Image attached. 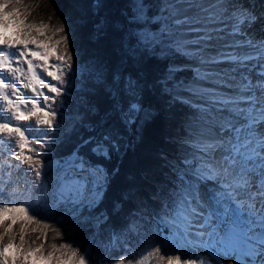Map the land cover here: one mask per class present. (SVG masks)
I'll use <instances>...</instances> for the list:
<instances>
[{
  "label": "snow or ice",
  "instance_id": "snow-or-ice-1",
  "mask_svg": "<svg viewBox=\"0 0 264 264\" xmlns=\"http://www.w3.org/2000/svg\"><path fill=\"white\" fill-rule=\"evenodd\" d=\"M22 3L23 0H0V104L12 112V119L17 122L15 126L0 122V133H6L9 138L13 132L19 134L14 158L21 165H28L35 175L33 187L39 189L37 204L43 219L34 216L24 204L0 200V264H30L29 257L47 264H89L88 256L68 243L51 244L53 251L47 254L42 251L43 244L37 248L25 247L26 227L41 224L45 238L48 229L59 237L62 233L47 224V219H55L58 214L64 221L79 222L84 219V211L91 212L97 204L106 187L107 174L90 156L107 158L110 151L118 150L120 131L137 125L142 117L151 114L145 104L150 81L138 65L144 53L157 47L198 58L201 65L227 63L231 67L230 73L217 77L225 81L221 86L228 89L227 94L217 91L203 94V103L195 106L196 122L189 126L184 141L190 151L177 164L168 162L165 157L174 179L154 217L158 231L163 225L170 229L171 235L163 236L160 244L165 251H179L177 244L191 246L190 237H194L197 246L203 245L216 264H222L224 258L231 259L233 264H264V39L257 42L248 31L257 24L264 28V15L257 14L251 6L228 4L225 0H209L208 3L169 0L164 6L165 19L157 22L159 27L145 30L153 17L146 18L144 5L135 3L132 19L138 30L128 34L127 43L121 36L120 64L109 67L93 63L86 69L93 87L102 90L108 98V108L99 115L96 105L89 101L83 113L72 116L65 133L68 138L80 128H86L89 135L80 138L66 160L58 162L55 168L49 165L45 179L44 163L35 145L40 148L46 145L29 139L18 122L35 116L38 125L55 127L57 113L51 104L63 94V88L58 85L65 84V75L73 71V57L67 35L54 43L31 37L30 32L22 33L24 39L13 40L7 36L10 26L24 25L40 35L49 28L48 24H25L27 16L20 10ZM105 27L104 20H97V35L103 33ZM65 32L66 28L61 25L53 30V36ZM224 36L240 37L243 43L225 41L217 47ZM61 43L65 46L63 53L57 48ZM80 71L78 64L73 71L74 80ZM4 72L21 87L8 83ZM41 72L55 83L48 82ZM28 88L33 97H43V107L38 99L23 96L22 89ZM45 89L52 95L45 94ZM26 146L28 153L24 151ZM81 148L86 151L82 153ZM209 182L211 187L201 191ZM120 207L119 203L114 204L113 211L119 212ZM101 220H107V216L97 217V223ZM18 223L19 231L14 232ZM194 227L202 231H191ZM131 230L124 225L114 231L109 244L118 242L125 231ZM152 247L146 255L144 250L130 251L142 257L136 264H149L153 257L158 264H203L199 258L181 259L178 255L165 258L159 246L153 244ZM13 250L14 254L10 255ZM99 264H126V261L101 259Z\"/></svg>",
  "mask_w": 264,
  "mask_h": 264
},
{
  "label": "trees",
  "instance_id": "trees-1",
  "mask_svg": "<svg viewBox=\"0 0 264 264\" xmlns=\"http://www.w3.org/2000/svg\"><path fill=\"white\" fill-rule=\"evenodd\" d=\"M33 1H44L43 8L47 6L57 10L59 8L63 10L64 6L73 5V2L77 3L79 10L77 14L83 12L85 15L80 14V16L86 19L90 26L81 27V34L80 32L78 34V28L73 22L72 26L75 28V34L81 38V45L77 42L78 47L81 46L80 50L94 57L93 63H103L109 67L118 66L122 56L119 47L121 36L127 43L128 34L138 30L136 22L132 19V13L135 11L133 5L136 0ZM33 1L27 0L28 4H32ZM143 1L148 7L149 16L153 17L149 26L156 29L159 27L157 22L165 19L164 6L167 2L165 0ZM96 4L100 7H95ZM95 19L106 22L103 33L97 39L91 36V26ZM179 57L190 58L191 56L186 57L175 51L161 48H158L156 52L150 50L143 54L138 67L143 68L150 81L149 90L145 95V104L152 116L143 125L141 118L137 125L121 130L117 142L118 150L110 151L107 158L90 156L93 163L99 165L107 174L106 187L101 193L97 206L73 229L60 231L62 236L59 237L56 233L52 234L47 241L41 242L45 250H49L53 243L57 245L68 243L74 248L78 247L80 252L85 253L88 260L95 264H98L101 259L114 261L129 249L136 253L138 249L141 250L148 233L147 225L157 224L154 220V211L152 212L149 205L145 203V196L156 208L155 211L161 209L171 187L170 181L174 179L165 162V157L168 162L174 164V160L179 162L185 154L183 148L187 130L194 124L193 118L198 111L192 104L174 96L184 85H188L191 80L199 77L193 68L171 71L170 62ZM73 71L65 75L63 94L55 102L59 117L65 122L57 124L54 122L55 127H52L50 133L44 136L48 147H39V158L44 164L66 160L80 143V138L89 135L86 128H80L78 133L68 138L65 133L72 123L73 115L83 113L89 101L96 105L99 115H103L109 105L104 92L93 87V81L87 78V74L79 75L78 73L74 80ZM59 104L62 106H58ZM87 119L95 120L97 117H87ZM85 151V148H81L82 153ZM116 203L121 206L119 212L113 211ZM102 214L107 216V220L97 223V217H101ZM124 225H128L132 230L125 231L120 236L118 246H115V243L110 245L109 239L112 233L119 231ZM19 242L17 236L16 244L18 245ZM28 245L34 246L32 242L26 241L25 247Z\"/></svg>",
  "mask_w": 264,
  "mask_h": 264
},
{
  "label": "rangeland",
  "instance_id": "rangeland-1",
  "mask_svg": "<svg viewBox=\"0 0 264 264\" xmlns=\"http://www.w3.org/2000/svg\"><path fill=\"white\" fill-rule=\"evenodd\" d=\"M25 1H26V3H25ZM166 1L169 2V0H166ZM241 1H244V0H241ZM43 3H44V1L43 2L33 1L32 4H28L27 0H23L22 5H20V10L22 13H25L27 16V18L25 20V24H34L36 26H40L41 24H48L49 28L45 31V34L40 35L35 29H27L24 27V25H20L19 27L10 26L11 28L15 27L14 31L16 32V34L15 33L12 34L13 40H15L17 38L24 39L26 37L24 35H22V33L30 32L31 37L37 38L39 40H50V42L54 43L55 40L60 39L61 36L67 35L69 51L73 57L72 70L76 71L77 65L79 64L80 68H81L79 75H83V73L87 74L86 69L93 64L94 57L91 56L90 53L87 54L88 52L85 51L86 52L85 53L82 50H80L81 46L78 47V43H79V45H81V38H78V35L75 34V30H74L75 28L72 26V22H73L74 26L78 28V30H77L78 34H79V32H80V34L82 32L81 27L90 26L88 24V22L86 21V19L81 18V16H84L85 14L83 12H80L81 16H80V14H77V12L79 13V10L77 8L76 2H73V5L64 6L63 10L61 8H59V10H57L56 8H47V6H46L47 9L43 8L42 7ZM135 3H142L144 5V11L147 14L146 18L150 17L149 12H148V7L145 5L143 0H136V2H134V4ZM43 6H45V5H43ZM9 10H11V9H9ZM96 20L97 19H95L94 24L91 26V36L94 39H97L98 36H100V35H97V33H96ZM141 22H143V21H141ZM61 25H63L66 28V32L65 33H58L55 36H53V30L55 28L60 27ZM151 25H153V24H151ZM145 30H153V29L148 25V27ZM9 33H10V31H9ZM57 48H58V52H60V53H63L65 51V46L63 43L59 44L57 46ZM158 48L159 47H157L155 50H151V51L156 52L158 50ZM164 49H167V48H164ZM54 59H55V56L52 57V60H54ZM191 59H193V58H191ZM198 61H199V59L195 58V62H198ZM195 62H193V64ZM197 65L201 66V64H197ZM172 67L174 68L173 64H172ZM201 73L204 74V76L202 75V78L205 76H206V78L205 79L201 78L200 80H206L207 77H209L207 72H204L203 68H202ZM41 75L48 82L55 83V81H52L50 77H46V74H44L43 72H41ZM11 83H16V82H11ZM191 85H193V84H191ZM58 86H60V85H58ZM17 87H19L18 84H17ZM60 87L63 88V85H61ZM185 87L176 93L177 97H181V93H182V91L185 90ZM44 91H45V94L52 95L46 89ZM39 101L41 102V104H40L41 107H43V97H41V99ZM55 102H56V100H55ZM55 102L53 104H51L52 110L53 111L56 110L55 112L57 113V116H56V119L54 122H56V124L62 123V120L60 119L59 114H58L59 112L56 109V103ZM58 106H62V105L59 104ZM151 116L152 115L150 114L147 117H142V123L141 124L143 125L146 121H148L151 118ZM196 117H197V115L193 118L194 124L196 122ZM63 122H65V120H63ZM19 127L21 128V130L26 132L27 137L31 140L35 139L34 137H36L40 134V137H43V141H42V139H39V141H41L42 143H45V145H46L45 147H48V143L46 142V139H44V136H45V134H47V132L52 130V127L38 125L36 122L35 116H33L29 120H25L22 123H19ZM18 136H19L18 133L13 132L12 137L10 138L12 140V143L11 142H9V143L10 144H15V143L17 144ZM8 139H9V137H8ZM35 147L39 149L38 145H35ZM17 151H18V149H17ZM24 151H25V153H28L27 146L25 147ZM183 151L188 152V151H190V149L188 147H185V145H184ZM39 153H40V149H39ZM13 161L19 162L20 166H18V170H22L20 168L22 166L24 168V170H22L20 172V175H18V176L14 175L16 183L19 186L18 187L19 191L21 189V191H24V194H26L27 197H29L30 199L33 200L32 203H33L35 211H33V212L31 211L32 214L34 216H37L38 219H43V213L41 211H39V206L37 204V202L40 201V196L38 195L39 189H38V187L37 188L33 187V184L36 183V178H35L34 173L31 172V169L28 167V165H26V164L21 165L20 161L18 159H14ZM57 163H58V161H53V162L44 164L43 172L45 174V179H47V177H48L49 165H51L53 168H55ZM173 163L177 164L179 162L174 160ZM16 164H17V162H16ZM13 165H14V163L11 162L12 167H13ZM4 167L8 168L7 166H4ZM6 170L7 169H4V171H6ZM8 177H12L10 173L8 174ZM7 182L8 181L6 180L5 183H7ZM15 190H17V188ZM145 201H146L145 203H147L146 205H149L150 210H152V212L154 211V213H156L157 212V211H155L156 208L154 206H152V203H151V201H149V199H146V196H145ZM41 203H42V201H41ZM96 206H97V204L92 208V210ZM89 213L90 212L85 210L83 213L84 219L80 220L79 222L64 221L61 217H59L58 214H57L55 219H47L45 222L49 225H52L54 228L58 229L59 231L71 230L74 227H76L81 221L85 220L88 217ZM58 220L60 222H57ZM154 220L156 222L155 217H154ZM33 228L37 229V231L33 232L32 231ZM147 228H148V233H147L146 237L144 238L143 246L141 247V250H144L145 254H147V251H151V249L153 250L152 245L155 244L156 246H159L161 248V250L163 252V253L161 252L162 255L165 252V255H163V256H165V258H167V256H169V255H173V256L178 255L181 257V259H196L195 257H197V258L200 257L198 255V253L196 254V251L192 248L193 246H196V243H193V242H192L191 246L177 244L175 247L179 248L180 249L179 251H177V250L165 251L164 246L162 244H160V239L163 236H165L163 229H162V228H164V226L160 225L159 231H158V224L150 223L149 225H147ZM44 231H45V229L43 228V226L41 224H37L36 226L27 230V232H26L27 234L25 235V241L32 242V245H34V246H32L33 248L40 247V245L43 244L41 242H44V240L47 241L48 238L52 234H55V232H53L51 229H48L47 230V236L45 238V236L43 235ZM17 236L19 237V235H17ZM38 236L40 237V239H37ZM29 237H30V239H29ZM8 242L9 241H8L7 237H5L4 243L7 244ZM118 244H119V241L115 242V246H118ZM48 249L49 250H45L43 248L42 251L45 254H47V252L53 251V249H51V248H48ZM186 249L189 251V254L187 253ZM14 251L15 250H13V253H10V255L14 254ZM130 251H132V250L129 249L128 252H125L120 257V259H125L126 264H128L129 261L131 262V264H136V263H133L130 259H134V260L139 259L140 260L142 257L137 254V258H135L136 254H130ZM140 251L138 249V252H140ZM131 253H136V252L132 251ZM37 255H39V254H37ZM56 255L58 256L59 252H56ZM29 261H30V264H47L46 261L36 259V257H29ZM89 264H94V263H91L89 261ZM98 264H99V262H98ZM149 264H158V262L153 257L150 259ZM159 264H165V262H159Z\"/></svg>",
  "mask_w": 264,
  "mask_h": 264
},
{
  "label": "bare ground",
  "instance_id": "bare-ground-1",
  "mask_svg": "<svg viewBox=\"0 0 264 264\" xmlns=\"http://www.w3.org/2000/svg\"><path fill=\"white\" fill-rule=\"evenodd\" d=\"M247 1V0H246ZM244 0V2H246ZM201 2L203 3H208L209 0H202ZM239 2H242L241 0H225V3L228 4H237ZM264 2V0H260L258 2V6H260V3ZM248 6H250V1ZM256 7V9H257ZM253 9V8H252ZM260 9L263 11L264 7H260ZM254 10V9H253ZM254 27V26H253ZM253 27L251 29H249L248 31L253 34V39H255L256 41L260 40V36L258 35V32H254L256 29H253ZM15 27L11 28L9 27L8 31H7V36L10 39H13L12 34L16 32L14 31ZM10 31V33H9ZM14 34V35H15ZM228 42V43H243V40L240 37H236V36H224V40L221 41L219 44H217V47H220V45L223 42ZM243 51V50H242ZM210 54H214L212 52V50H209ZM186 62H182V61H175L173 63L174 68H180L183 67L185 65ZM253 63H256L255 61H253ZM200 64V62H195L194 65ZM199 66V65H197ZM26 67V66H25ZM201 67L203 68L204 72H207L208 76L206 80H199V82L194 83L193 85H188L185 87V90L182 91L181 93V97L183 99H186L196 105H199L201 103H203L201 97L203 94H207L210 93L212 91H217L220 92L221 94H227L228 89L225 87H222L221 85H223L225 83L224 80H218L217 77L218 76H223L225 73H230L231 72V67L229 64L227 63H219V64H204L201 65ZM204 76V74H202ZM4 76L7 78V80H10V82H16L18 84L19 87L20 84L18 81L13 80V78L11 76H9V74L7 72H4ZM205 77H203L202 79H205ZM8 83H10L9 81H7ZM26 90V92H25ZM22 94L24 97H27L29 99H38L40 100L41 97H33V93L31 91L30 88L28 89H22ZM39 103L41 104V102L39 101ZM3 109V112H2ZM2 109L0 108V113L2 115V119H0V122H7L10 124V126H15L17 124V122H15L12 119V112L9 111V109L5 106L2 105ZM25 120H21L18 122L22 123ZM19 126V125H18ZM9 142H12L11 139H8V135L6 133H0V148L2 149V151L4 153H6L7 155L4 156L2 153H0V159L3 160H11V162L14 163L13 167L8 169V168H3L2 166V161L0 160V200H3L4 202H9V201H13L15 203L18 204H24L25 206H28L30 211H35L34 206H33V200L30 199L29 197H27L26 194H24V191H19L18 189V185L16 183V180L14 178L15 176L20 175V172L22 170H24L23 166L20 167L22 170H18V166L19 162H14L13 160L16 159L14 158V154L17 152V144H10ZM6 164V163H4ZM4 169H7L6 171H4ZM11 174L12 177H8V174ZM8 181L7 183H5V181ZM211 187V183L209 182L207 185H204L201 187V191H205L206 188H210ZM17 188V190H15ZM198 223L194 221V224ZM36 223H32L30 225H28L26 227V232L28 229L36 226ZM14 232H18L19 231V223L17 225L14 226L13 229ZM191 231L196 232V231H202V229H198V228H193L191 229ZM191 240H194V237H190ZM197 242V241H196ZM201 248L200 250L197 249L199 248L198 246L196 247L197 249V253L198 254H204L203 258H204V263L205 264H216V261L208 254L207 250L203 247V245H200ZM202 249V250H201ZM152 251V249H151ZM187 253L189 254V251L186 249ZM162 252V250H161ZM163 253V252H162ZM146 255V254H145ZM165 255V252L164 254ZM133 262V261H132ZM203 263V264H204ZM222 264H233V261L229 258H224L222 260Z\"/></svg>",
  "mask_w": 264,
  "mask_h": 264
},
{
  "label": "water",
  "instance_id": "water-1",
  "mask_svg": "<svg viewBox=\"0 0 264 264\" xmlns=\"http://www.w3.org/2000/svg\"><path fill=\"white\" fill-rule=\"evenodd\" d=\"M175 61L186 62L185 65H184L185 67L194 66V64H193L194 61L183 60V59L175 60ZM172 63H173V62H172ZM172 63L170 64V68H171V69H172ZM197 82H199V80L192 81V82L190 83V85H191V84H194V83H197Z\"/></svg>",
  "mask_w": 264,
  "mask_h": 264
}]
</instances>
